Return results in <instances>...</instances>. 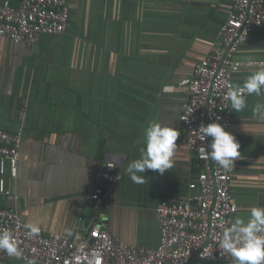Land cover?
Masks as SVG:
<instances>
[{
	"label": "crops",
	"instance_id": "0c3cea01",
	"mask_svg": "<svg viewBox=\"0 0 264 264\" xmlns=\"http://www.w3.org/2000/svg\"><path fill=\"white\" fill-rule=\"evenodd\" d=\"M231 6L232 0H69L63 34H43L31 46L0 37V128H22L13 183L20 198H0V207L16 205L25 223L44 231L83 236L94 215L87 199L95 173L114 161L122 178L105 200L103 222L128 245L156 248V205L194 198L198 190L189 186L202 170L181 143L187 93L178 84L216 43ZM236 59L264 61V28L250 33ZM256 68H241L233 86ZM258 101L264 94L248 96L241 112L229 109L241 153L231 171L232 220L264 207V121L252 116ZM149 121L179 131L173 167L162 175L147 170L146 182L135 184L125 169L139 157Z\"/></svg>",
	"mask_w": 264,
	"mask_h": 264
},
{
	"label": "built area",
	"instance_id": "2783aa9c",
	"mask_svg": "<svg viewBox=\"0 0 264 264\" xmlns=\"http://www.w3.org/2000/svg\"><path fill=\"white\" fill-rule=\"evenodd\" d=\"M69 0H0V37L31 46L43 34L60 35L69 22ZM256 28H264V0H232L228 18L219 30L217 41L194 66L192 74L180 80L187 98L182 107L181 143L199 160L202 170L196 183L197 195L191 200L174 197L161 200L155 207L159 228L156 248L128 245L106 228L103 222L105 200L110 197L122 172L114 161L104 162L96 171L87 205L93 212L83 236L68 237L41 229L29 236L17 206L0 207V231L14 234L24 257L35 256L39 264H213L231 262L232 257L219 249L220 223L231 222L237 211L230 193L231 172L208 159L211 138L204 141L198 127L219 118L230 132V101L226 93L233 87L232 76L241 68H254L240 62L236 54ZM22 128L9 132L0 128V198L16 203L20 196L13 183L17 178ZM7 179L12 181L8 187ZM78 222L82 217H77ZM225 226H228L225 223ZM208 256H202L201 253ZM23 258L8 256L0 250V264Z\"/></svg>",
	"mask_w": 264,
	"mask_h": 264
},
{
	"label": "clouds",
	"instance_id": "9594fccd",
	"mask_svg": "<svg viewBox=\"0 0 264 264\" xmlns=\"http://www.w3.org/2000/svg\"><path fill=\"white\" fill-rule=\"evenodd\" d=\"M249 65H257L242 82L229 89L226 99L230 101L231 108L235 112H241L247 108V97L255 95L257 97L264 94V61L248 60ZM165 92L171 91V87L164 86ZM252 116L260 121H264V102H256L252 107ZM227 125H222L219 118L206 126L201 124L198 127L199 134L203 141L210 137L211 143L208 150L204 149L208 159L214 161L226 172L234 169L235 161L239 159L241 153L240 143L229 131ZM144 143L139 148V157L130 162L125 172L130 180L135 184L146 182L145 173L147 170L158 171L159 174L173 167V157L177 148L176 141L179 131L169 125H162L158 121H149L143 132ZM116 162L120 163L122 156L116 157ZM225 223L228 226H225ZM222 235L219 239L218 247L224 253L232 257L231 264H264V207L252 206L247 218L235 217L231 222L220 223ZM24 228L29 236H38L40 227L35 222H27ZM64 235L71 236L72 230L66 228ZM0 250L8 256L23 258L25 264H39L38 259L24 257L14 234L5 229L0 231ZM208 254L201 253L202 256Z\"/></svg>",
	"mask_w": 264,
	"mask_h": 264
},
{
	"label": "trees",
	"instance_id": "16d2710c",
	"mask_svg": "<svg viewBox=\"0 0 264 264\" xmlns=\"http://www.w3.org/2000/svg\"><path fill=\"white\" fill-rule=\"evenodd\" d=\"M2 264H19L18 262H16V261H14V262H10V261H7V262H4V263H2Z\"/></svg>",
	"mask_w": 264,
	"mask_h": 264
},
{
	"label": "water",
	"instance_id": "95a60500",
	"mask_svg": "<svg viewBox=\"0 0 264 264\" xmlns=\"http://www.w3.org/2000/svg\"><path fill=\"white\" fill-rule=\"evenodd\" d=\"M213 264H231V262L213 263Z\"/></svg>",
	"mask_w": 264,
	"mask_h": 264
}]
</instances>
